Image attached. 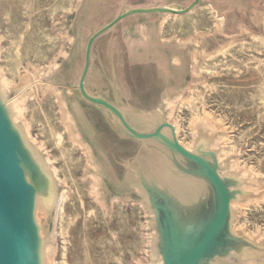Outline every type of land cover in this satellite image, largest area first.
<instances>
[{
  "label": "rangeland",
  "instance_id": "obj_1",
  "mask_svg": "<svg viewBox=\"0 0 264 264\" xmlns=\"http://www.w3.org/2000/svg\"><path fill=\"white\" fill-rule=\"evenodd\" d=\"M194 1L29 0L28 2L27 0H18L19 3H17V0H0V81L3 78L10 80L9 83L11 84L6 87L5 94L9 98V102H16L22 107V115L20 116L17 113L18 119L16 121L22 128H24L23 125L25 126L27 121L28 124H30L29 122L32 123L29 125V136H31L29 142H33L31 144L35 148H40L38 152L44 160L49 158L52 161L47 162L51 171L53 168L57 169L58 175L56 177L54 175V177L58 186L59 198L64 190L69 193L65 205L63 232L58 233L59 206L56 205L42 221L49 232H55V239L53 240L46 234L49 238L47 242L50 240L52 248L55 250L53 254L54 264H139L140 262L142 264H160L152 254V238L149 242L147 237V234L152 233L149 209L138 195L117 193L114 195L108 192L102 182L99 194H91L93 179L92 175L85 170L86 158L82 153L83 151L77 148L75 144L71 145L70 141L64 136L55 98L46 90V86L51 85L55 89L59 87V91L61 94L63 93L64 88L57 85L56 82L69 83L74 65L78 61H81V63L83 61V54L78 60L75 54L76 38L79 31L82 32L84 40H86L93 30L113 19L122 9L124 2L131 7L155 3L168 5L177 2L185 8ZM210 6L216 9L219 18H223L221 28L213 25L214 21L208 10ZM49 9H53V11ZM181 14H184V17L179 19L178 22L169 20L163 24V27H161L162 20L165 17L163 14L128 17L99 42L101 43L104 39L111 37L116 39L115 41L122 48L120 51L121 58L128 63L130 62V51L138 47L141 50V44L146 45L151 42L152 37L150 38L149 35H151V30L155 28L154 31H156L153 34H156L160 42H157L155 47H147L138 60H147L152 52L151 47L154 50L162 49L166 52L169 66L172 62H175L173 61L172 52L174 51L178 55L179 60L176 61V67L169 75L171 77L169 86L172 85L177 89L169 97L170 99L184 100L194 90L197 99H195L196 102L194 100L189 105L187 103H176V105L171 104L170 106L171 109L174 108V119L176 118L183 126L185 125L184 128L180 129L181 139L186 144L189 142L188 148L192 147L194 140L190 139L189 126L192 125L190 117L193 112L201 114L203 107H205L216 118L220 119L221 123L214 125L215 130L211 133L216 139L214 143L217 142L219 135H223L225 138L224 144L218 142L214 146L220 150L222 160L230 162L235 160L236 170L240 173L243 171L247 173L245 187L252 194L250 197L252 202H247L246 205L243 204L244 211H238L236 222L241 223L240 227H237L234 232L243 231L248 236L264 242V0H202L194 9ZM188 23L190 25H187ZM157 28L160 30L157 31ZM191 28L193 31H191ZM24 29H27V31H22ZM197 29H199V32L204 31V37H201V34L199 36ZM194 46L205 50L207 56L199 54V56H194ZM62 48L67 50L66 56H59V63L56 67L50 66ZM28 49L29 52H27ZM18 58H20L19 61ZM36 63L37 65H35ZM17 65H19V69ZM203 65L207 67L205 68ZM8 66L9 69H7ZM207 69L212 71H207ZM27 80L32 82L33 88L28 87L26 93V89L23 87L27 84ZM51 81L54 84L50 83ZM193 83H196V85ZM183 85H186L187 89L179 90L178 88ZM68 91L71 93L70 90ZM257 95L258 97L262 95L263 99L258 98ZM64 97L68 99L65 95ZM165 99L166 95L163 99V106L169 115L170 111L165 107ZM34 102L35 104H33ZM242 103H244V106ZM241 105L244 108H241ZM261 112H263V115ZM31 115L33 119H29L32 118ZM45 116H47V122L49 123L46 122ZM51 116L52 118H50ZM260 117L262 119H259ZM52 124L53 126L50 127ZM50 128L55 134L56 132L63 133L61 141H58V138L52 139L55 136ZM47 138L49 139L47 140ZM54 139L58 145L55 144ZM69 146L73 148L74 152L71 151L72 148ZM61 155L63 156L61 157ZM90 171L93 174L95 173L93 167L90 168ZM92 208L94 211L91 210ZM61 234H63V237ZM63 241H66V243ZM63 255H65L64 258ZM86 255L88 256L86 257ZM230 264H264V256L246 261L234 260Z\"/></svg>",
  "mask_w": 264,
  "mask_h": 264
},
{
  "label": "water",
  "instance_id": "obj_2",
  "mask_svg": "<svg viewBox=\"0 0 264 264\" xmlns=\"http://www.w3.org/2000/svg\"><path fill=\"white\" fill-rule=\"evenodd\" d=\"M201 1L185 8L124 2L86 40L79 31L75 54L83 61L74 65L69 83L56 82L105 188L138 195L149 209L152 254L160 264H230L264 256L263 241L233 230L238 210L232 204L252 196L247 178L220 159L207 129L199 130L191 148L180 142L163 106L164 96L177 89L169 86L176 62L164 75L155 55L141 62L130 53L127 63L116 39L99 42L128 17L183 13ZM14 115L0 85V264H45L43 232L49 231L37 220L38 202L49 215L58 204V186Z\"/></svg>",
  "mask_w": 264,
  "mask_h": 264
},
{
  "label": "bare ground",
  "instance_id": "obj_3",
  "mask_svg": "<svg viewBox=\"0 0 264 264\" xmlns=\"http://www.w3.org/2000/svg\"><path fill=\"white\" fill-rule=\"evenodd\" d=\"M22 1V0H21ZM28 2H29V0H27ZM33 1H35V0H33ZM48 1V0H47ZM15 2V1H14ZM17 3H19L18 2V0H17ZM16 3V4H17ZM20 3H22V2H20ZM33 3H35V2H33ZM32 3V4H33ZM59 3V2H58ZM8 4H9V2H8ZM56 4V3H55ZM158 4V3H157ZM23 5V4H22ZM25 5V4H24ZM58 6V5H57ZM18 7V6H17ZM24 7V6H23ZM34 7V6H33ZM33 7H31L32 9H33ZM2 10V9H1ZM18 10H20V8H18ZM49 10H51V11H53V9H49ZM208 10L210 11V13H211V15H212V18H213V21H214V24L213 25H215V26H217L218 28H221V26H222V22H223V18H219V15H217V11H216V9L213 7V6H210L209 8H208ZM24 13V12H23ZM31 13V12H30ZM49 13V12H48ZM33 14V13H32ZM54 14V13H53ZM25 15H26V13H25ZM28 15H30V14H28ZM10 16V15H9ZM8 16V17H9ZM50 17V16H49ZM53 17V16H52ZM184 17V14H181V13H166L165 14V17H164V19L162 20V23H161V27H163V24H165L166 22H168L169 20H173L174 22H178L179 21V19H181V18H183ZM186 17V16H185ZM10 18V17H9ZM54 18V17H53ZM201 19V18H200ZM54 20V19H53ZM198 20V19H197ZM10 21V20H9ZM185 21H186V18H185ZM16 22V21H15ZM32 23V22H31ZM30 23V25H32ZM200 23H201V21H200ZM15 24V23H14ZM29 24V23H28ZM42 24V23H41ZM203 24V23H202ZM177 25V24H176ZM187 25H190L189 23L187 24ZM193 25V24H192ZM14 26V25H13ZM29 26V25H28ZM202 26H204V25H202ZM206 26V25H205ZM27 27V26H26ZM192 27V26H191ZM207 27V26H206ZM212 27V26H211ZM209 28H210V26H209ZM155 29V28H154ZM169 29V28H168ZM192 29V28H191ZM29 30V29H28ZM158 30H160L159 28H158ZM187 30V29H186ZM22 31H27V29H24V30H22ZM36 31V30H35ZM156 31V30H155ZM191 31H193V29L191 30ZM197 31H198V33H199V36H200V34H201V37H204V31L203 32H199V29H197ZM29 32H30V30H29ZM207 32V31H206ZM205 32V33H206ZM9 33V32H8ZM28 33V32H27ZM183 33V32H182ZM181 33V34H182ZM210 33V32H209ZM208 33V34H209ZM15 34V33H14ZM24 34V33H23ZM28 34H30V33H28ZM189 34H190V32H189ZM30 36H32V35H30ZM29 36V37H30ZM8 37V36H7ZM67 37V36H66ZM2 38V37H1ZM6 38V37H5ZM16 38H17V36H16ZM47 38V37H46ZM224 38V37H223ZM32 39V37L30 38V40ZM69 40H70V38H68ZM155 39H156V36H155ZM225 39V38H224ZM16 40V39H15ZM50 40V39H49ZM157 40V39H156ZM178 40H179V38H178ZM198 40V39H197ZM2 41V40H1ZM21 41V40H20ZM167 41H169V40H167ZM199 41V40H198ZM198 41L196 42V44L198 43ZM217 41V40H216ZM16 42V41H15ZM18 42H19V40H18ZM50 42V41H49ZM157 42H160L159 41V39L157 40ZM174 42V41H173ZM186 42V41H185ZM191 42V41H190ZM246 43V42H245ZM184 44V43H183ZM182 44V45H183ZM17 45V44H16ZM20 46V45H19ZM234 46V45H233ZM9 47V46H8ZM10 47H11V45H10ZM30 47H32V46H30ZM13 48V47H12ZM25 48V47H24ZM194 48V50H195V54H194V56L196 55H201V56H207V53H206V51L205 50H201V49H199V48H197V46H194L193 47ZM10 49V48H9ZM27 49V48H26ZM37 49H38V47H37ZM1 50H3V49H1ZM199 50V51H198ZM6 51H7V49H6ZM18 51H19V49H18ZM25 51V50H24ZM41 51V50H40ZM196 51H198V52H196ZM1 52V51H0ZM27 52H29V49H28V51ZM223 52H224V50H223ZM20 53V52H19ZM18 53V54H19ZM66 53H67V50H65V48H62L61 50H60V52L58 53V55H57V58L50 64V66L52 65L53 67H56L57 65H58V63H59V56H66ZM222 53V52H221ZM220 53V54H221ZM17 54V53H16ZM25 54H27V53H25ZM25 54H23V55H25ZM150 54H153V55H155V59L157 60V62H158V64H159V69H160V73L161 74H164V75H167V74H169V69H170V66H169V64H168V60H167V54H166V52H164L162 49H156V50H154V52L152 53H150ZM172 54H173V60L176 62V61H178L179 60V57H178V55L177 54H175V52L173 51L172 52ZM219 54V53H218ZM253 54V53H252ZM6 55V54H5ZM10 55H12V54H10ZM9 55V56H10ZM198 55V56H199ZM250 55V54H249ZM256 55V54H255ZM13 56V55H12ZM20 56V55H19ZM25 56H27V55H25ZM29 56V55H28ZM209 56V55H208ZM216 56V55H215ZM16 57V56H15ZM210 57H211V55H210ZM212 57H213V55H212ZM13 58V57H12ZM21 58V57H20ZM20 58H18V61H19V59ZM28 58V57H27ZM195 58V57H194ZM40 59H42V58H40ZM254 59V58H253ZM256 59V58H255ZM254 59V60H255ZM262 59V58H261ZM13 60V59H12ZM37 60H38V58H37ZM194 60V59H193ZM204 61H205V59H203ZM239 60V59H238ZM249 60V59H248ZM11 61V60H10ZM14 61V60H13ZM203 61V62H204ZM249 61H251V60H249ZM253 61V60H252ZM196 62V61H195ZM200 62V61H199ZM232 62V61H231ZM11 63V62H10ZM17 63V62H16ZM20 63V62H19ZM18 63V64H19ZM44 63V62H43ZM229 63V62H228ZM33 64V63H32ZM262 64V63H261ZM20 65H21V63H20ZM35 65H37V63L35 64ZM45 65V64H44ZM218 65V64H217ZM2 66V65H1ZM16 66V65H15ZM18 66V69L20 68L19 67V65H17ZM204 66V65H203ZM214 66H216V65H214ZM213 66V67H214ZM223 66V65H222ZM205 67V66H204ZM207 67V66H206ZM205 67V68H206ZM212 67V68H213ZM227 67V66H226ZM17 68V67H16ZM208 68H209V66H208ZM224 68V67H223ZM7 69H9V66H8V68ZM15 69V68H14ZM11 70V69H10ZM27 70V69H26ZM201 70V69H200ZM208 70H210V71H212L211 69H207V71ZM214 70H215V68H214ZM16 71V70H15ZM15 71H14V73H15ZM18 71V70H17ZM215 72H217V71H215ZM209 73V72H208ZM12 75H14L13 73H12ZM16 75V74H15ZM19 75V74H18ZM194 75H196L195 73H194ZM17 76V75H16ZM14 77V76H13ZM20 77V76H19ZM1 79V78H0ZM8 78H3V80H1L0 81V84H1V87H2V89H3V91L5 92L6 90V87L7 86H9V84H11V83H9L10 82V80L8 79ZM13 81H15V80H13ZM35 82V81H34ZM36 83V82H35ZM34 83V84H35ZM51 83V82H50ZM12 84H13V82H12ZM16 84V83H15ZM49 84V83H48ZM98 84H99V82H98ZM97 84V85H98ZM193 84H195L196 85V83H193ZM25 87H23L24 89H26V93H27V88L28 87H32L33 88V84H32V82L31 81H29V80H27V84H25L24 85ZM186 85H183V86H180L178 89L179 90H184V89H187L186 87H185ZM204 86V85H203ZM214 88V87H213ZM216 88V87H215ZM258 88H260V87H258ZM22 89V88H21ZM20 89V90H21ZM197 89H198V87H197ZM196 88H195V90H197ZM33 90V89H32ZM46 90H48L49 91V93H50V95H53L54 96V98H55V103H56V105H57V108H58V112H59V120H60V123L62 124V126H63V130H64V136L68 139V141H70V143H71V145H74L75 144V146L77 147V148H79V149H81L83 152V154H84V156H85V158H86V164H85V170H86V172H88V173H90L91 175H92V187H91V194H95V195H97V194H99V189H100V186H101V180L99 179V177L94 173H91V171H90V168L91 167H93V164H92V159H91V151H90V149L88 148V145L86 144V142L84 141V139L80 136V134L78 133V131H77V129H76V127H75V125H74V122H73V120L71 119V116H70V113H69V111H68V109H67V106H66V103H65V101H64V99H63V97H62V94H61V92L59 91V89L58 88H54V87H52L51 85H48V86H46ZM192 90V89H191ZM199 90V89H198ZM260 90V89H259ZM259 90H258V92H259ZM38 91V90H37ZM20 93V92H19ZM252 93V92H251ZM21 94V93H20ZM262 94V93H261ZM259 95H260V92H259ZM264 95V94H263ZM223 96V95H222ZM38 97V96H37ZM50 97V96H49ZM252 97V96H251ZM257 97H258V95H257ZM256 97V98H257ZM259 97H263L262 95L261 96H259ZM258 97V98H259ZM14 98V97H13ZM16 98V97H15ZM18 98V97H17ZM31 98V97H30ZM35 98V97H34ZM225 98V97H224ZM255 98V97H254ZM32 99V98H31ZM196 99V92L194 91V90H192L191 91V94L188 96V98L187 99H184V100H176V99H170V97H168L167 99H166V107L169 109V111H170V113H169V116H170V120H171V122L174 124V126H175V128H176V133H177V136H178V139H179V141L180 142H182L185 146H187V147H189L188 145H189V142H187V144L186 143H184L183 141H182V139H181V134H180V129L181 128H184V126H183V124L182 123H180L176 118L174 119V108L173 109H171L172 107H170L171 106V104L172 105H176V103L177 104H184V103H187L188 105L189 104H191L194 100ZM204 99V98H203ZM202 99V101H204ZM247 99H248V97H247ZM263 99V98H262ZM261 99V100H262ZM37 100V99H36ZM52 100V99H51ZM197 100V99H196ZM196 100H195V102H196ZM216 100V99H215ZM237 100V99H236ZM251 100H252V98H251ZM11 101H13V100H11ZM199 101V100H198ZM248 101H250V100H248ZM264 101V100H263ZM221 102V101H220ZM244 102V101H243ZM261 102V101H260ZM234 103H237V102H234ZM246 103H247V100H246ZM27 104V103H26ZM33 104H35V102L33 103ZM229 104V103H228ZM251 104H252V102H251ZM50 105V104H49ZM54 105V104H53ZM198 105H200V104H198ZM197 105V106H198ZM202 105V104H201ZM234 105V104H233ZM242 105L244 106V103H242ZM241 105V108L243 107ZM255 105V104H254ZM259 105V104H258ZM25 106V105H24ZM23 106V107H24ZM28 106V105H27ZM35 106V105H34ZM38 106H40V105H38ZM191 106V105H190ZM227 106H229V105H227ZM240 106V105H239ZM251 106V105H250ZM257 106V105H256ZM260 106H262V105H260ZM33 107V106H32ZM43 107V106H42ZM199 107V106H198ZM219 107V106H218ZM230 107H232V106H230ZM233 107H235V106H233ZM258 107V106H257ZM264 107V106H263ZM12 108H13V110H14V113H15V119L17 120L18 118H17V113H19V115L21 116L22 115V107H20V105H18V103H12ZM34 108V107H33ZM33 108H30V109H33ZM36 108V107H35ZM38 108V107H37ZM215 108V107H214ZM225 108V107H224ZM244 108V107H243ZM262 108V107H261ZM26 109V108H25ZM39 109H40V107H39ZM42 109V108H41ZM211 109H213V108H211ZM217 109V108H216ZM28 111H29V109H27ZM35 110V109H34ZM180 110V109H179ZM214 110V109H213ZM31 111V110H30ZM226 111V110H225ZM237 111V110H236ZM264 111V110H263ZM33 112H35V111H33ZM36 112H39V111H36ZM258 112H259V110H258ZM24 113V112H23ZM26 113V112H25ZM43 113V112H42ZM178 113V112H177ZM176 113V114H177ZM260 113V112H259ZM258 113V114H259ZM262 113V115H263V112H261ZM27 114V113H26ZM180 114V113H179ZM33 115V114H32ZM32 115H31V117H32ZM34 116V115H33ZM54 116V115H53ZM23 117V116H22ZM38 117V116H37ZM36 117V118H37ZM47 116H45V118H46ZM56 117V116H55ZM58 117V116H57ZM56 117V118H57ZM35 118V119H36ZM50 118H52V116L50 117ZM29 119H33V117L32 118H29ZM38 119H40V118H38ZM48 119H49V116H48ZM259 119H262V117H260ZM43 121V120H42ZM41 121V122H42ZM44 121H45V119H44ZM43 121V122H44ZM48 120H47V118H46V122H47ZM190 121H191V123H192V125L191 126H189V132H190V139H192V141L194 140V139H196V137L198 136V133H199V130L201 129V128H203V129H207V130H209L210 132H214V130H215V127H214V125H217V124H219V123H221L220 122V119H218V118H216L209 110H207L205 107H203V110H202V113L200 114V113H197V112H193L192 113V115H191V117H190ZM28 122V121H27ZM25 123V126L23 125V129H24V132H25V134H26V137L29 139L31 136H29V134H30V132H29V128H30V124H32L31 122H29L30 124H28V123ZM52 122V121H51ZM34 123H35V121H34ZM47 123H49V122H47ZM51 124V123H50ZM47 125V124H46ZM50 126V125H49ZM53 126V124L50 126V127H52ZM40 128V127H39ZM43 129H44V126H43ZM43 129L41 130L42 132H43ZM51 129V128H50ZM54 129V128H53ZM31 130H32V127H31ZM30 130V131H31ZM52 130V129H51ZM59 130V129H58ZM185 130V129H184ZM49 131V130H48ZM57 131V130H56ZM42 132H39L40 134L42 133ZM55 132V131H54ZM38 133V132H37ZM50 133V132H49ZM52 133H53V130H52ZM51 133V134H52ZM44 134H45V132H44ZM54 134V136L55 137H52V139L53 138H58V141H61V139H62V136H63V133H59V132H56V134L55 133H53ZM185 134V133H184ZM48 135H50V134H48ZM192 136H193V138H192ZM36 137V136H35ZM236 138V137H235ZM49 138H47V140H48ZM54 139V140H55ZM224 136L223 135H219V137H218V139H217V142L215 143V146H216V144H218V142L219 143H221V144H224ZM231 139H232V137H231ZM230 139V140H231ZM234 139V138H233ZM51 140V139H50ZM188 141V140H187ZM237 141V140H236ZM49 142V141H48ZM52 142V141H51ZM55 142H56V140H55ZM67 142V141H66ZM239 142H240V139H239ZM31 143H33V142H31ZM36 143V142H35ZM236 143V142H235ZM55 144H57L58 145V143L56 142ZM226 144V143H225ZM233 145V144H232ZM231 145V146H232ZM53 146V145H52ZM41 147V146H40ZM55 147V146H54ZM60 147V146H59ZM58 147V148H59ZM69 147H71V146H69ZM56 148V147H55ZM72 148V147H71ZM230 148H232V147H230ZM235 148V147H234ZM241 148V147H240ZM239 148V149H240ZM36 149L37 150H39L40 148L38 147H36ZM61 150V149H60ZM70 150V149H69ZM68 150V151H69ZM65 151V150H64ZM71 151H73L74 152V150H73V148L71 149ZM230 151H232V150H230ZM230 151H229V153H230ZM236 151V150H235ZM46 152V151H45ZM61 152H62V150H61ZM67 152V151H66ZM65 152V153H66ZM76 152V151H75ZM223 152H224V150H223ZM64 153V152H63ZM62 153V154H63ZM72 153V152H71ZM70 154V153H69ZM68 154V155H69ZM73 154V153H72ZM63 155H65V154H63ZM63 155H61V157L63 156ZM225 155V154H224ZM70 156V155H69ZM65 157V156H64ZM219 157H220V159L222 158L221 157V155L219 154ZM247 157V156H246ZM60 158V157H59ZM66 158V157H65ZM80 158V157H79ZM68 159V158H67ZM222 160V159H221ZM68 161H69V159H68ZM47 162L48 163H50V162H52L51 160H49V158H47V160H46V164H47ZM70 162V161H69ZM252 162V161H251ZM64 163V162H63ZM78 163V162H77ZM76 163V164H77ZM67 164V163H66ZM254 164H256V162H254ZM73 165V164H72ZM257 165H258V163H257ZM261 165V164H260ZM63 166V165H62ZM67 166V165H66ZM252 166H254V165H252ZM262 167V166H261ZM62 168H65V167H62ZM61 168V169H62ZM74 168V167H73ZM94 168V167H93ZM231 168L232 169H234V170H236L237 169V167H236V161L234 160V161H232L231 162ZM251 168V167H250ZM60 169V170H61ZM260 169V168H259ZM52 172H53V174L55 175V177L58 175V171H57V169L56 168H53L52 169ZM64 172H66V171H64ZM70 172V171H69ZM261 172V171H260ZM241 174V176H247V173H245L244 171L243 172H241L240 173ZM253 176V175H252ZM258 176V175H257ZM67 177V176H66ZM71 178H72V176H71ZM253 178V177H252ZM68 179H70L69 177H68ZM73 180V179H72ZM67 181V180H66ZM74 183V182H73ZM66 185V184H65ZM70 187V186H69ZM76 187V186H75ZM76 190H77V188H76ZM69 196V193H68V191L67 190H64L63 191V193L61 194V196H60V198H59V200H58V204H57V206H59L58 207V216H59V224H58V226H59V228H58V233L60 234L61 233V231L63 232V230H62V228H63V220H64V216H65V205H66V201H67V199L69 198L68 197ZM262 196V195H261ZM96 198H98V197H96ZM81 200V199H80ZM257 200V199H256ZM250 203V202H252V199L251 198H248V199H246L245 201H242V202H234L233 204H232V207H233V209H236V210H238L239 212L241 211V210H243L244 211V209H243V207H244V205L243 204H245V203ZM123 203V202H122ZM246 205V204H245ZM124 207V206H123ZM122 208V207H121ZM79 210V209H78ZM90 210V209H89ZM91 210H93V208L91 209ZM90 210V211H91ZM255 210V209H254ZM253 210V211H254ZM256 210H258V209H256ZM263 210V209H262ZM94 211V210H93ZM260 211V210H259ZM120 212V211H119ZM132 212V211H131ZM249 213H251V212H249ZM255 213V212H254ZM93 214V213H92ZM120 214V213H119ZM119 214H117V215H119ZM127 214V213H126ZM89 215V214H88ZM123 215H124V213H123ZM147 215V214H146ZM261 215V214H260ZM48 216V214H47V212H46V210L44 209V207L40 204V202H38V209H37V220H38V222L39 223H41L43 220H44V218H46ZM139 216H141V215H139ZM256 216V215H255ZM259 216V215H258ZM264 216V215H263ZM134 217V216H133ZM122 219V218H121ZM255 219H257V218H255ZM71 220V219H70ZM259 220V219H258ZM123 221H124V219H123ZM140 221V220H139ZM65 222V221H64ZM141 222V221H140ZM251 222V221H250ZM85 223V222H84ZM124 223V222H123ZM241 223V222H240ZM240 223L238 222H236L235 224H234V227H233V230H235L237 227H240ZM257 223V222H256ZM260 224V223H259ZM258 226H260V225H258ZM132 227V226H131ZM142 227V226H141ZM134 228V227H133ZM135 229V228H134ZM136 230V229H135ZM253 230V229H252ZM46 231H44L43 232V234L46 236V234L48 235V237L49 238H52V240L53 239H55V232L54 231H52V233L51 232H46ZM139 232V231H138ZM65 233V232H64ZM68 234V233H67ZM142 234V233H141ZM264 234V233H263ZM62 235V237H63V234H61ZM66 236V235H65ZM142 236V235H141ZM47 237V236H46ZM47 237V239H49ZM143 237V236H142ZM147 237H148V241L150 242V240H151V238H152V233H150V234H147ZM143 239V238H142ZM66 240V239H65ZM63 242H65L66 243V241H63ZM108 242H111V241H108ZM134 243V242H133ZM97 245H98V243H97ZM105 245V244H104ZM65 247V246H64ZM46 249H47V255H46V262L48 263V264H54V248H52V245H51V243H50V240L47 242V246H46ZM65 249V248H64ZM84 249V248H83ZM88 253H90V252H88ZM87 254V253H86ZM132 254V253H131ZM64 256L65 255H63V258H64ZM78 256V255H77ZM88 255H86V257H87ZM112 256V255H111ZM138 257V256H137ZM80 258V257H79ZM150 258V257H149ZM88 259V258H87ZM87 259H85L86 261H87ZM116 260V259H115ZM118 260H120V259H118ZM117 260V261H118ZM107 261V260H106ZM47 263H45V264H47ZM56 263V262H55ZM85 263V262H84ZM89 263V262H88ZM120 263V262H119ZM122 263V262H121ZM139 264H142L141 262L139 263ZM148 264V263H147ZM150 264V263H149Z\"/></svg>",
  "mask_w": 264,
  "mask_h": 264
},
{
  "label": "crops",
  "instance_id": "obj_4",
  "mask_svg": "<svg viewBox=\"0 0 264 264\" xmlns=\"http://www.w3.org/2000/svg\"><path fill=\"white\" fill-rule=\"evenodd\" d=\"M172 3H177V2H172ZM180 4V3H179ZM149 5H152V4H145V5H138V6H133V7H139V6H149ZM158 5H160V6H164V5H161V4H159L158 3ZM167 5V4H166ZM182 6V5H181ZM151 15H155V14H148V16H151ZM157 31H158V28H157ZM153 32H155L154 31V29H152L151 30V35H149V37L151 38L152 37V39L150 40L151 42H148L146 45H143V44H141V50L139 49V47L137 48V49H134V50H132V51H130V53H135V54H137L138 56H141L143 53H144V50L147 48V47H149V46H151V45H155L157 42V40H158V38H157V36H156V34H153ZM155 36H156V41H154V39H155ZM154 42H153V41ZM144 41V40H143ZM149 59V58H148ZM147 59V60H148ZM147 60H145V61H147ZM141 62H144L143 60L141 61Z\"/></svg>",
  "mask_w": 264,
  "mask_h": 264
}]
</instances>
